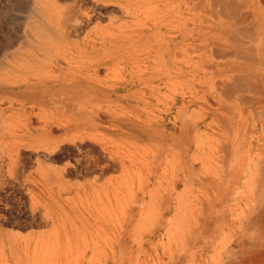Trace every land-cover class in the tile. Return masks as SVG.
Masks as SVG:
<instances>
[{"label": "rangeland", "instance_id": "374dc122", "mask_svg": "<svg viewBox=\"0 0 264 264\" xmlns=\"http://www.w3.org/2000/svg\"><path fill=\"white\" fill-rule=\"evenodd\" d=\"M189 1L0 0V264H264V0Z\"/></svg>", "mask_w": 264, "mask_h": 264}, {"label": "bare ground", "instance_id": "6f19581e", "mask_svg": "<svg viewBox=\"0 0 264 264\" xmlns=\"http://www.w3.org/2000/svg\"><path fill=\"white\" fill-rule=\"evenodd\" d=\"M156 1H158V0H156ZM160 1V0H159ZM192 1V0H191ZM215 1H217V0H215ZM222 2L220 3L221 5H222V3L224 4V6L227 8V10H223V9H225L224 8V6L223 7H221V6H219V7H221V8H223L222 10H219V11H224L225 12V15L226 14H228V15H226V17L227 16H229V13H230V15L232 14V15H236V14H240V16L238 15L237 17H238V19H239V17H241V15H242V17L244 18V16H245V18L246 17H249V15H250V12L246 9V6H247V4L243 1V0H234V1H232V0H221ZM251 1V0H250ZM254 1H256V0H254ZM178 2V3H177ZM233 2H235V5H234V3ZM236 2H238V3H236ZM162 2H159L158 3V5H157V8H160V7H162V5H164V3H162ZM176 3V4H175ZM215 3V2H214ZM165 4H169V5H172V4H175L174 6H172V7H170L167 11H168V14L167 15H165V23L164 22H161L160 21V28L161 29H163L164 27H166V28H168L169 27V25H171V23H173L175 20H177L178 18L182 21V24L181 25H179V24H177V25H175V27H176V30L174 31V29H173V32H172V30H171V32H172V34L173 35H171V38L174 40V44H176L177 46H178V42H179V38H181V40L183 39V41L184 40H187L188 41V43L186 44V45H183L185 48H184V52H185V54L184 55H186V56H184V62H190V52L192 51L191 50V46H192V41H193V39H194V37H193V22L191 23V22H189V20H191V17H190V14H191V6H190V4H191V2L189 1V0H182V1H180V0H165ZM252 4H254V3H252ZM249 5H251L250 3H249ZM25 6V5H24ZM23 6V7H24ZM212 6V5H211ZM254 6H255V4H254ZM254 6H252L253 8H254ZM156 7V6H155ZM166 7V6H165ZM167 7H168V5H167ZM251 7V6H250ZM250 7L248 8V6H247V8L248 9H250ZM251 7V8H252ZM70 8V7H69ZM197 8V7H196ZM71 9V8H70ZM72 9H74V8H72ZM66 10V9H65ZM96 10V9H95ZM71 11V10H70ZM164 11H166V10H164ZM227 11L229 12V13H227ZM76 12V11H75ZM163 12V11H162ZM221 12H219V13H221ZM223 12V13H224ZM63 13V12H62ZM68 15H70V12H68V9H67V11H65L64 12V19H67V17H69ZM71 16V15H70ZM161 16H162V14H161ZM233 16V17H234ZM231 16H229V18H230ZM236 17V18H237ZM163 18V17H162ZM228 18V17H227ZM70 19V18H69ZM76 19V18H75ZM160 20H162V19H160ZM67 21V20H66ZM69 21V20H68ZM71 21V20H70ZM164 21V20H163ZM258 21V20H257ZM176 22V21H175ZM174 22V23H175ZM237 22V21H236ZM65 23H68V22H65ZM73 23V22H72ZM158 22H156L155 24H157ZM173 23V24H174ZM181 23V22H180ZM66 26H68V25H66ZM173 26V25H172ZM174 27V28H175ZM249 27H251V25H249ZM249 27H247V28H245V29H247L248 30V28ZM73 28V27H72ZM192 28V29H191ZM250 29V28H249ZM169 30V29H168ZM71 31V30H70ZM242 31V30H241ZM246 31V30H245ZM68 32V31H67ZM169 32V31H168ZM240 32V31H239ZM166 34V33H165ZM249 34V33H248ZM232 36H233V34H231ZM245 35V34H244ZM247 35V34H246ZM246 35H245V37H246ZM250 35H252L251 33H250ZM259 36V35H258ZM231 37V36H230ZM258 38V37H257ZM192 39V40H191ZM234 39H236V38H234ZM237 39H238V37H237ZM240 39V38H239ZM172 40V41H173ZM233 40V39H232ZM242 40V39H241ZM176 42V43H175ZM248 42V41H247ZM255 44V43H254ZM175 45V46H176ZM252 48H253V46H252ZM254 48H255V46H254ZM253 48V49H254ZM168 50H169V47H168ZM245 52V51H244ZM172 53V52H171ZM179 53H180V51L178 50L176 53H175V55L177 56H179ZM173 55V54H172ZM181 55V54H180ZM244 54H242L241 56H243ZM253 55V54H252ZM183 56V55H182ZM245 56V55H244ZM238 57H240V56H238ZM250 58V57H249ZM253 59V58H252ZM173 61V60H172ZM172 65V64H171ZM245 75V74H244ZM254 75V74H253ZM248 76V78L246 77V80H248V79H250L249 78V76L250 75H247ZM238 79L240 78V77H243V75L241 74V76L239 75V77L238 76H236ZM235 77V78H236ZM253 76H251V80H248L249 81V83H248V81H246L245 83H248V84H250L251 82L253 83V84H255L254 83V81H253V78H254V80H255V78H257L256 80L257 81H260L259 79H258V74H257V77H256V75L252 78ZM232 78V77H231ZM236 78V79H237ZM236 79L234 80L235 82L233 83L234 85H237V84H235V83H242V82H244V78H240L241 80L243 79V81H240V79H239V82H238V80H237V82H236ZM251 81V82H250ZM261 82V81H260ZM222 83V82H221ZM240 83V84H241ZM257 83V82H256ZM232 84V85H233ZM240 84L239 85H237V86H239V88H240ZM247 84V86H246V84L245 85H243V87H242V89L244 88V87H248L249 85ZM253 84H250V85H253ZM231 85V84H230ZM233 85V86H234ZM237 86H234V87H236V88H238ZM241 86H242V84H241ZM257 86H259V84L257 83ZM231 87V86H230ZM236 88H234L233 89V87H232V92H234V95H235V91L237 90V91H240V89H236ZM256 86L254 85L253 87H252V89L251 90H256ZM236 89V90H235ZM242 89H241V91H242ZM248 89V88H247ZM233 90H235V91H233ZM243 90H245V89H243ZM249 90V89H248ZM238 93V92H237ZM260 93V92H259ZM235 97V96H234ZM247 99V98H246ZM258 99V98H257ZM245 100V99H244ZM248 101V100H247ZM256 101V100H255ZM245 102H246V100H245ZM250 104V103H249ZM262 112V111H261ZM223 176V175H222ZM259 180V179H258ZM201 224V223H200ZM189 239V238H188ZM188 241H190V240H188ZM224 251V250H223ZM115 255H117V254H115ZM175 255V254H174Z\"/></svg>", "mask_w": 264, "mask_h": 264}]
</instances>
